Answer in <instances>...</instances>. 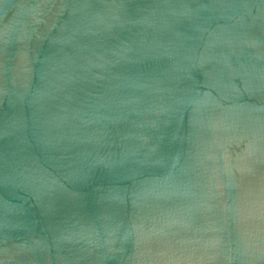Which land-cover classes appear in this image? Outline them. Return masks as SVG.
Returning <instances> with one entry per match:
<instances>
[{
    "label": "water",
    "instance_id": "obj_1",
    "mask_svg": "<svg viewBox=\"0 0 264 264\" xmlns=\"http://www.w3.org/2000/svg\"><path fill=\"white\" fill-rule=\"evenodd\" d=\"M0 264H264V0H0Z\"/></svg>",
    "mask_w": 264,
    "mask_h": 264
}]
</instances>
